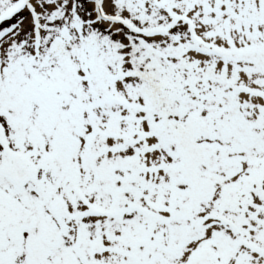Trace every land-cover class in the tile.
<instances>
[{"label":"snow or ice","instance_id":"1","mask_svg":"<svg viewBox=\"0 0 264 264\" xmlns=\"http://www.w3.org/2000/svg\"><path fill=\"white\" fill-rule=\"evenodd\" d=\"M0 264H264V0H0Z\"/></svg>","mask_w":264,"mask_h":264}]
</instances>
